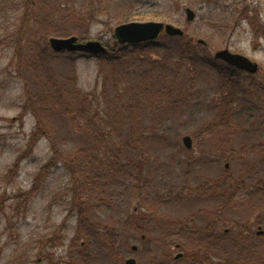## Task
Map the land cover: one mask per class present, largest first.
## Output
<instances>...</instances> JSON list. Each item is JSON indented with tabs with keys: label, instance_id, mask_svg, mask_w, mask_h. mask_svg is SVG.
I'll list each match as a JSON object with an SVG mask.
<instances>
[{
	"label": "rangeland",
	"instance_id": "rangeland-1",
	"mask_svg": "<svg viewBox=\"0 0 264 264\" xmlns=\"http://www.w3.org/2000/svg\"><path fill=\"white\" fill-rule=\"evenodd\" d=\"M28 1L0 0V264H82L77 256L81 254L88 256L85 264H92L93 257H97L98 264H111L106 249L100 248L97 240L93 239L96 230L90 224L111 227L118 222L121 231L128 215L132 220L136 218V224L144 216L150 219L148 224L151 226L138 230L131 243L124 250L121 248L122 256L134 257L139 264H158L160 255L162 264L169 262L165 261V255L169 257V264H191V260L194 264H227L218 258L209 263L206 257L226 255L228 260L237 262L241 251L264 256V234L259 235V232H264V194H260L264 190V126L259 127L256 122L250 125L256 115L244 123L246 119L241 117V110L236 113L235 109L228 110L227 101L218 92L216 67L197 74L194 82L196 99L190 108L181 112L173 107L161 123L170 132L171 141L175 144L184 147L182 139L189 135L193 138L194 147L179 157L168 155V148L177 154L175 148L178 145L173 143L163 150L159 147L153 153L157 162L152 161V168L158 171L160 166H164L162 173H167V168L171 172L169 176L160 178V189L164 193L177 194L179 190L176 186L186 184L190 188L187 194L194 197L197 188L207 186L211 180H230L227 185L232 188V195H228L227 200L230 203L221 208L220 213L216 210L220 200H214V197L208 201L174 203L166 211L171 220L190 221L193 216L195 230L198 226H206L209 221L213 222L211 232L220 230L224 234L227 229L224 235L227 245L220 253L212 246H203L201 250H195V254L187 252L186 246L180 249L174 247L169 253L171 246L164 247L163 251L153 246V240L164 235V231L155 224L158 222L156 209L145 205L156 201L158 191L153 192L151 197L145 194L143 198L132 190L135 184H130L129 189L126 188L128 184L123 186L122 177L119 180L110 177L115 190L105 194L107 200L113 197L109 207L92 197L94 206L101 207L95 206L90 222L80 221L79 209L72 211L71 175L61 164L56 166L53 162L54 166L47 168L53 154L47 138L42 137L33 143L36 120L30 112L31 99L25 92V80L36 85L37 75L28 70L20 74L16 57L20 45L18 39L26 35L28 27L34 39L46 34L47 42L51 37L80 38L83 30L88 32L89 40L108 45L115 40L114 30L121 24L164 22L184 30L194 46L199 40H204L207 45L198 44L199 51L206 50L212 59L217 51L229 48L231 52L258 63V75H247L245 72H238V75L246 86L248 81L264 84V37L256 34L247 19L252 16L250 11L256 10L264 25V0H31V7H34V2L36 7L26 18ZM68 4L78 9L86 8L90 12L86 22L82 23L81 17L74 14L69 17ZM186 8L195 11L196 20L187 22ZM50 26L55 29L51 30ZM60 34L63 36H58ZM22 50L30 52L27 43L23 44ZM165 54L163 51L160 56H151V62L147 61L143 66L137 64L141 68L152 66V63L181 64L182 75H188L189 61ZM67 57L65 53L55 60L53 71L71 73L72 64ZM76 60L74 69L81 89L90 92L103 83V65L97 58L78 57ZM223 65V62L216 61L217 68ZM42 74L45 75L44 72ZM145 116L149 115L145 112L141 118L147 119ZM240 121L242 125H238ZM58 129V135H64L60 131L63 128L59 126ZM259 136L261 147L254 148ZM71 141L66 143V150L75 145ZM155 146L154 142L148 143L149 149ZM170 158H175L171 164ZM197 158L205 164H199ZM195 164L203 175L199 179L193 177L183 182L190 165ZM241 179L244 181L237 184V180ZM204 211H212L209 221L207 216L200 217ZM125 228L127 232L124 233L129 235L131 230L127 226ZM144 234L147 235L146 242L142 241ZM240 235L246 241L251 240L252 245L235 251L229 242ZM176 242L181 243L179 239ZM132 246H137L138 250L132 251ZM183 250L189 254L188 259L176 261L175 256ZM122 256L120 259L124 258Z\"/></svg>",
	"mask_w": 264,
	"mask_h": 264
},
{
	"label": "trees",
	"instance_id": "trees-1",
	"mask_svg": "<svg viewBox=\"0 0 264 264\" xmlns=\"http://www.w3.org/2000/svg\"><path fill=\"white\" fill-rule=\"evenodd\" d=\"M30 1L26 6V18L36 7V3L33 1L32 6L34 7L32 8ZM67 6L69 7V17L74 14L81 17L82 23L86 22L85 19L90 13L86 8L78 9L75 5L71 7L70 4ZM257 13L256 10L250 11L252 16L247 19L256 34L264 37V25L258 18L259 15L257 17ZM50 28L51 30L55 29L52 26ZM30 30L31 28L28 27L26 35L19 37L20 45L16 57L19 73L21 74L23 70L33 71L39 80H36V85L25 80V92L29 100L31 99L30 112L36 120L32 136L33 143L42 137L47 138L53 153L47 168L54 166V163L56 166L61 164L71 175V181H73L71 209L72 211H75L76 208L79 209L77 213L80 221L90 222L92 211L96 210V207H101L94 206L95 200H92V197H96L98 203L101 202L103 206L109 207L113 203V197L109 200L105 199V194L108 191L115 190L114 185L109 181L110 177L117 178L116 180L122 177L123 186L128 184L126 188L129 189H131L130 184H135L132 186V190L140 193L143 198L145 194L151 197L153 192L160 190V178L169 176L171 172L167 168V173H162L164 166H160L158 171L152 168V161L156 160L157 162L153 153L159 147L163 150L172 146L173 143L175 144L171 141L170 132L161 126V123H164L162 120H165L166 116L168 117L173 107L181 112H186L190 108L196 99L194 91L196 84L194 82L197 74H200L201 71H208V69L216 67L218 92L223 94L224 101H227L228 110L235 109V113L241 110V117L246 119L244 123H248L256 115L250 125L256 122L259 127L264 126V84L248 81L246 86V83L238 75L239 71L229 66L226 67V65L217 68L216 60L212 59L206 50L200 52L199 43L194 46L193 40L186 34L183 37H171L163 34L156 41L134 45H121L114 40L113 43L107 45L108 52L97 57L80 53H66L73 71L58 74L53 71V64L65 53L59 54L52 51L49 42L45 39L46 34L39 39H34ZM54 32L59 33V31ZM79 35L82 40H88V32L82 30ZM58 36H63V34ZM26 43L30 52L22 50L23 44ZM163 51L167 53L165 55L171 54L189 61V69L186 71L188 75H182L183 66L181 64L170 66L167 63L164 65L163 63H152V66L147 65L145 68H141L137 64L140 63L143 66L147 61L151 62V56H160ZM78 57L97 58L103 65L105 76L103 83L100 86L97 85L90 92H86L78 86L74 69ZM42 72L45 73L44 76ZM112 73H114L113 76ZM219 103L221 104L222 101ZM145 112L149 115L145 116L147 119L141 118ZM238 125H242V122L240 121ZM59 126L63 128L60 130L64 133L62 136L58 135ZM244 126L246 127V125ZM80 138L83 140H78ZM70 139L75 145L71 147V150H66L64 147L66 143L70 142ZM260 140L261 138L256 141L254 148L261 147ZM151 142L157 145L153 149L148 147V143ZM175 145H178L175 148L177 154L172 153L168 148L169 156L179 157L188 152L179 144ZM174 159L170 158L169 163L171 164ZM197 159L199 160V158ZM203 163L204 161L199 160V164L203 165ZM196 167V164L190 165V170L184 177L186 180L183 182L193 177L199 179L203 175V172L200 173L201 171L199 172ZM242 180L244 181V179L237 180V184ZM229 181L225 179L226 184H224L225 207L230 203L227 200L232 191V188L227 186ZM180 182L182 183V181ZM177 187L182 189H178L177 203L190 200L208 201L215 196V194L213 196L205 193L206 191L202 189L196 191L192 197L186 193V190H183L184 188L178 185ZM261 193L264 194L263 189ZM158 199L159 201L152 202L151 205L146 203L145 205L149 209L157 210L160 208L159 203L162 198L157 196L156 200ZM213 199L217 200L218 198L214 197ZM200 215L201 218L207 216L209 221L211 212L204 211ZM192 218L194 219L193 216ZM132 219L128 215L123 221V225L134 221L131 229H128L132 233L129 235L125 234L127 230L124 227L120 231L118 222H115L111 227L90 224L92 229L96 230L93 239L97 240L100 248L106 249V255H111L113 248L118 245V240L127 241V244H130V241L134 239V234L139 230L135 225L138 226V223L142 221L139 220L136 224V218ZM212 223L209 221L206 226H198L194 243L186 246L187 252L195 254V250H201L203 246L206 247L205 245L209 241L205 232ZM241 229L245 231L243 228ZM229 243L235 251L244 250L246 247L243 236L233 238ZM188 255L187 253V257H189ZM77 256L82 264H85L88 256L85 257L83 254ZM227 264H264V256L256 253L244 254L241 251L239 261H230Z\"/></svg>",
	"mask_w": 264,
	"mask_h": 264
},
{
	"label": "flooded vegetation",
	"instance_id": "flooded-vegetation-1",
	"mask_svg": "<svg viewBox=\"0 0 264 264\" xmlns=\"http://www.w3.org/2000/svg\"><path fill=\"white\" fill-rule=\"evenodd\" d=\"M163 179V177H162ZM161 179V180H162ZM163 181V180H162ZM224 180H214V181H210L208 183L207 186L205 187H198L197 190L201 191L202 189H204L207 193V194H212L214 197H217L219 200H220V203L218 205V208H216V210H218V213L221 212V208L225 207L224 205V200H225V197H224ZM162 184H160L161 186ZM160 186H159V189H160ZM180 187L184 188L183 190H186V193L189 191V187H186V184H182L180 185ZM177 189L179 190H182L181 188H178L176 186ZM201 194V193H200ZM158 198H162V200L160 201L159 203V209H157L155 212V215L157 216L158 218V222L155 223L156 226H159L160 227V230L164 231V235H162L161 237L153 240V246H156V247H159L161 249V251H163V248L164 247H169L171 246V248L168 250L169 253H171L173 251V248L176 247L177 249H180L182 248V246H187L189 245L190 243H194L195 239V235H196V231L198 230H195L194 227L192 226V222L194 221L193 218L190 219V221H187V220H184V221H180V220H171L170 216L168 213H166V211L172 206L174 205V203H177L178 202V197L179 195L178 194H174V192H167V193H164L161 191V189L158 191ZM156 201H159L156 200ZM211 214H212V211H210ZM170 218V220H169ZM142 222L138 223V226L135 225L136 227L139 228V230H146L147 227L151 226L148 224V222L150 221V219L147 218V216H144L143 219H141ZM214 221L217 222V219L214 218ZM154 224V226H155ZM133 225L132 222H129V223H125L124 224V228L127 226L128 229H131V226ZM210 225H213L210 224ZM155 226V228H157ZM242 228V227H240ZM224 232H228L227 229L224 230ZM205 233H208V234H205V236L207 237L208 241L206 243L205 246H212V247H215L216 248V251H218L219 253L221 252V250L223 251V246L225 245V233L224 234H221L220 230L219 231H213L211 232V226L209 227V229H207V231ZM264 234V232L260 235L262 236ZM242 236V235H240ZM251 236V235H250ZM176 239H179L181 241V243L179 242H176ZM148 239H147V235L144 234L142 236V241L143 242H146ZM252 241L251 240H248L246 242L245 240V245L246 246H249V245H252L251 243ZM129 244H127V241H120L118 240V245H116V248H113L112 252H111V255L109 256L111 260L110 263L111 264H127V261L129 259H135L134 257H128V258H125L124 256H122L120 253H121V248H123L122 250H124L125 247H127ZM134 246L131 247V250L132 251H137L138 250V247L136 250L133 249ZM184 252H180L178 253L176 256H175V260L178 261V260H187L188 257H187V252L186 250H183ZM181 255V256H180ZM124 257L123 259H120V257ZM180 256V257H178ZM162 257V255L159 256V263L158 264H162L163 260H161L160 258ZM166 258L165 261H169L168 264L170 263V260H169V257L167 255L164 256ZM119 258V260L116 261V259ZM194 259H196L195 256H193ZM213 258L215 259H222L224 263L226 262H230L231 260H228V258L226 257V255H220V256H207L206 257V260L211 263L213 262ZM194 261L191 260L189 263L191 264H194L193 263ZM92 264H98L97 262V257H93L92 259ZM136 264H139L138 261L136 260ZM163 264H167V262L163 263Z\"/></svg>",
	"mask_w": 264,
	"mask_h": 264
},
{
	"label": "water",
	"instance_id": "water-1",
	"mask_svg": "<svg viewBox=\"0 0 264 264\" xmlns=\"http://www.w3.org/2000/svg\"><path fill=\"white\" fill-rule=\"evenodd\" d=\"M185 13L187 15L188 22L196 20V13L193 9L187 8ZM163 33L171 37H183L185 35L184 30L174 26L173 24L151 21L144 23L131 22L121 24L115 28L114 37L121 45H134L156 41ZM198 42L203 46L207 45L204 40H199ZM49 46L52 51L59 54L66 52L80 53L97 57L108 52V48L103 42L97 40L81 41L78 36H70L67 38L51 37L49 39ZM214 57L217 61H222L226 63V65H230L237 70L246 72L247 74L254 75L260 71L258 63L253 62L251 59L242 54L231 52L229 48L217 51ZM182 141L183 145L188 150L193 148L194 142L191 136H185ZM227 167L229 166L227 165ZM262 233L263 232H259V235ZM133 249L136 250L137 246H134ZM127 264H136V260L129 259Z\"/></svg>",
	"mask_w": 264,
	"mask_h": 264
}]
</instances>
